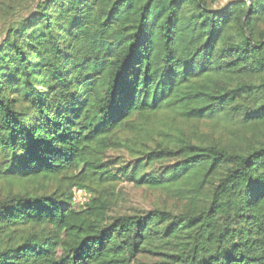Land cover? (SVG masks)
I'll return each instance as SVG.
<instances>
[{
    "label": "trees",
    "instance_id": "obj_1",
    "mask_svg": "<svg viewBox=\"0 0 264 264\" xmlns=\"http://www.w3.org/2000/svg\"><path fill=\"white\" fill-rule=\"evenodd\" d=\"M216 1L0 0V264H264V0Z\"/></svg>",
    "mask_w": 264,
    "mask_h": 264
},
{
    "label": "rangeland",
    "instance_id": "obj_2",
    "mask_svg": "<svg viewBox=\"0 0 264 264\" xmlns=\"http://www.w3.org/2000/svg\"><path fill=\"white\" fill-rule=\"evenodd\" d=\"M227 0H217L214 6H221ZM162 196L158 191L137 187L136 185L122 181L118 185V197L113 206L115 211L133 212L149 210L158 203H161Z\"/></svg>",
    "mask_w": 264,
    "mask_h": 264
},
{
    "label": "built area",
    "instance_id": "obj_3",
    "mask_svg": "<svg viewBox=\"0 0 264 264\" xmlns=\"http://www.w3.org/2000/svg\"><path fill=\"white\" fill-rule=\"evenodd\" d=\"M81 190H77L76 192H75V197H77V198H80V196H81ZM84 196V195H83Z\"/></svg>",
    "mask_w": 264,
    "mask_h": 264
}]
</instances>
